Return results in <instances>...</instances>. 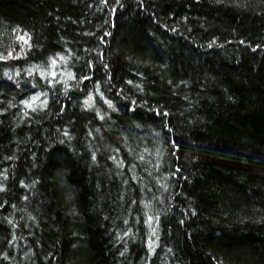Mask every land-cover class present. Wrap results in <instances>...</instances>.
Returning <instances> with one entry per match:
<instances>
[{"label": "trees", "instance_id": "obj_1", "mask_svg": "<svg viewBox=\"0 0 264 264\" xmlns=\"http://www.w3.org/2000/svg\"><path fill=\"white\" fill-rule=\"evenodd\" d=\"M0 57V264H264V0H0Z\"/></svg>", "mask_w": 264, "mask_h": 264}, {"label": "snow or ice", "instance_id": "obj_2", "mask_svg": "<svg viewBox=\"0 0 264 264\" xmlns=\"http://www.w3.org/2000/svg\"><path fill=\"white\" fill-rule=\"evenodd\" d=\"M0 58H2V57H0ZM53 63H55V61H53ZM36 99H38V97H34L33 98V101H35ZM92 98L91 97H89V100H91ZM26 103V105L28 106V107H31L32 105L30 104V103H28V102H25ZM87 103V102H86ZM111 106V105H110Z\"/></svg>", "mask_w": 264, "mask_h": 264}]
</instances>
